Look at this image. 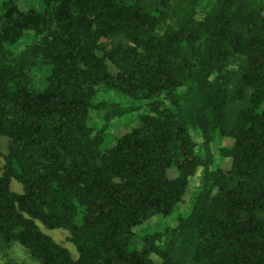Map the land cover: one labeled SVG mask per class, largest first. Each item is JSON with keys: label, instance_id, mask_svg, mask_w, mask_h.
Wrapping results in <instances>:
<instances>
[{"label": "trees", "instance_id": "16d2710c", "mask_svg": "<svg viewBox=\"0 0 264 264\" xmlns=\"http://www.w3.org/2000/svg\"><path fill=\"white\" fill-rule=\"evenodd\" d=\"M19 1L0 0V251L264 264V0ZM216 137L232 139L227 171ZM200 168L189 210L138 247L135 227L173 215ZM38 222L66 230L77 257Z\"/></svg>", "mask_w": 264, "mask_h": 264}, {"label": "rangeland", "instance_id": "374dc122", "mask_svg": "<svg viewBox=\"0 0 264 264\" xmlns=\"http://www.w3.org/2000/svg\"><path fill=\"white\" fill-rule=\"evenodd\" d=\"M30 5H31L30 2H27L26 0H20L18 2V6L22 9H26ZM137 115H138L137 112H134L129 116H125L120 119L114 120L113 125L109 129V132L106 136L107 140L109 142H112L115 136L116 137L120 136L126 131H128L130 127L136 124ZM96 121L97 119L95 113L91 112L89 124L95 125ZM194 139L196 140V142L200 141L199 139H197L196 136H194ZM231 144H232V139L227 137H216L211 144L212 152L215 156V163L219 168L223 169L224 171H227L230 166V158L220 155L219 149L222 147L226 148ZM0 148L2 149L3 152L6 151L7 139L4 137H0ZM196 152L201 153L200 147H197ZM1 164H3V160H1ZM175 175L176 172L173 169L168 172L169 177H173ZM200 175H201V168L197 171V174L191 178L189 188L186 194L184 195L182 202L178 204L177 210L173 215H170L168 217H162L161 215H156L143 222V224L135 227L134 229L136 235L135 240L137 241L138 247L141 246V241H139V237H141L145 232L160 230L163 229L165 226H174L176 224V220H175L176 216L183 214L189 210L190 203L195 193V189L199 184ZM10 187L14 192L17 193L22 192L21 184L14 179L11 180ZM38 225L42 229V231L50 235L56 242L65 246L70 251L73 258L77 257L76 248L69 241L68 239L69 234L66 230L59 228L47 229L39 222ZM152 259L158 261V258L156 256H152ZM0 264H38V262L29 255L28 251L24 247L20 246L17 243H13L5 250L0 251Z\"/></svg>", "mask_w": 264, "mask_h": 264}]
</instances>
